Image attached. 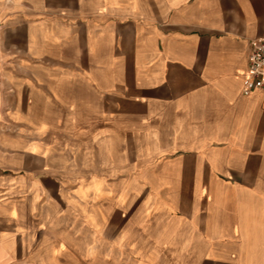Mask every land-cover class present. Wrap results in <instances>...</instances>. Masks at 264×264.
<instances>
[{"label":"crops","instance_id":"crops-1","mask_svg":"<svg viewBox=\"0 0 264 264\" xmlns=\"http://www.w3.org/2000/svg\"><path fill=\"white\" fill-rule=\"evenodd\" d=\"M259 38L264 0H0V264H264Z\"/></svg>","mask_w":264,"mask_h":264},{"label":"built area","instance_id":"built-area-1","mask_svg":"<svg viewBox=\"0 0 264 264\" xmlns=\"http://www.w3.org/2000/svg\"><path fill=\"white\" fill-rule=\"evenodd\" d=\"M252 91L264 94V38L254 39L249 43L243 94L249 95Z\"/></svg>","mask_w":264,"mask_h":264},{"label":"rangeland","instance_id":"rangeland-1","mask_svg":"<svg viewBox=\"0 0 264 264\" xmlns=\"http://www.w3.org/2000/svg\"><path fill=\"white\" fill-rule=\"evenodd\" d=\"M75 184V182L73 183V185H72V187H70V189H68L67 190V195H66V197L68 196V194L70 193V194H72V192H73V188H74V185ZM66 200H67V198H66ZM60 201V205L62 206V208L64 207V203L66 204L65 206V213L66 214H70L69 215V217H67V219H79V210L82 208V207H80L79 208V206L77 207V208H73L72 206H70L69 204H71V203H69L68 204V202L67 201ZM89 206H90V204H89V202H87L86 204H85V207L83 206V208H84V211H86V209L88 210V208H89ZM79 209V210H78Z\"/></svg>","mask_w":264,"mask_h":264}]
</instances>
